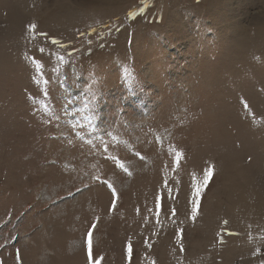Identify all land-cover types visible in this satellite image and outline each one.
<instances>
[{"label": "rangeland", "instance_id": "obj_1", "mask_svg": "<svg viewBox=\"0 0 264 264\" xmlns=\"http://www.w3.org/2000/svg\"><path fill=\"white\" fill-rule=\"evenodd\" d=\"M0 264H264V0H0Z\"/></svg>", "mask_w": 264, "mask_h": 264}, {"label": "snow or ice", "instance_id": "obj_2", "mask_svg": "<svg viewBox=\"0 0 264 264\" xmlns=\"http://www.w3.org/2000/svg\"><path fill=\"white\" fill-rule=\"evenodd\" d=\"M29 27V29L30 30H32V29H34V25H29L28 26ZM41 35H46L45 33H41ZM246 106V105H245ZM122 166V165H121ZM207 180H208V174L206 173V175H205V179H204V184L201 186V187H203V186H206V184H207Z\"/></svg>", "mask_w": 264, "mask_h": 264}]
</instances>
